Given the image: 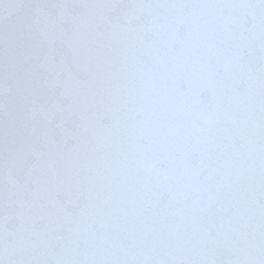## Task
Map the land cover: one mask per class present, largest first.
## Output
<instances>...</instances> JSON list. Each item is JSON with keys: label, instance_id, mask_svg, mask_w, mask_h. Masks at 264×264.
<instances>
[{"label": "snow or ice", "instance_id": "6c2138e0", "mask_svg": "<svg viewBox=\"0 0 264 264\" xmlns=\"http://www.w3.org/2000/svg\"><path fill=\"white\" fill-rule=\"evenodd\" d=\"M0 264H264V0H0Z\"/></svg>", "mask_w": 264, "mask_h": 264}]
</instances>
